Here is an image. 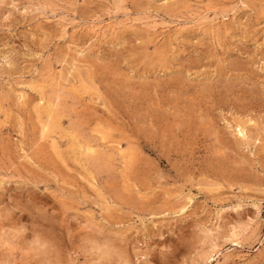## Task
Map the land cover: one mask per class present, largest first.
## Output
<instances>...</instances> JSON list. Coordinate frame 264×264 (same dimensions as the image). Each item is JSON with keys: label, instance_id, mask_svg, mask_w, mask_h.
Segmentation results:
<instances>
[{"label": "rangeland", "instance_id": "1", "mask_svg": "<svg viewBox=\"0 0 264 264\" xmlns=\"http://www.w3.org/2000/svg\"><path fill=\"white\" fill-rule=\"evenodd\" d=\"M0 264H264V0H0Z\"/></svg>", "mask_w": 264, "mask_h": 264}, {"label": "bare ground", "instance_id": "2", "mask_svg": "<svg viewBox=\"0 0 264 264\" xmlns=\"http://www.w3.org/2000/svg\"><path fill=\"white\" fill-rule=\"evenodd\" d=\"M240 127V126H239ZM241 128V127H240ZM245 130V129H244ZM244 130H243V128H241V130H240V132L239 133H242L243 135H245V133H244ZM247 131V130H246ZM241 134V135H242ZM247 134V133H246ZM245 137H246V135H245ZM82 147V146H81ZM237 235V234H236ZM218 254V253H217ZM211 258V257H210Z\"/></svg>", "mask_w": 264, "mask_h": 264}]
</instances>
